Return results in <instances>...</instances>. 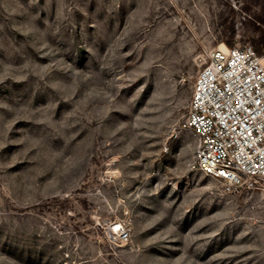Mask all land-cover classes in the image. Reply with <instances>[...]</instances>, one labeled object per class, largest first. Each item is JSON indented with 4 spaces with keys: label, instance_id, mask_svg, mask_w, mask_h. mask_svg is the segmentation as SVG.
Returning a JSON list of instances; mask_svg holds the SVG:
<instances>
[{
    "label": "rangeland",
    "instance_id": "1",
    "mask_svg": "<svg viewBox=\"0 0 264 264\" xmlns=\"http://www.w3.org/2000/svg\"><path fill=\"white\" fill-rule=\"evenodd\" d=\"M263 31L264 0H0V264H264V178L226 191L182 129Z\"/></svg>",
    "mask_w": 264,
    "mask_h": 264
},
{
    "label": "built area",
    "instance_id": "2",
    "mask_svg": "<svg viewBox=\"0 0 264 264\" xmlns=\"http://www.w3.org/2000/svg\"><path fill=\"white\" fill-rule=\"evenodd\" d=\"M182 129L194 136V169L230 193L256 187L264 178V54L251 45L213 49ZM114 229L128 236L122 224Z\"/></svg>",
    "mask_w": 264,
    "mask_h": 264
},
{
    "label": "bare ground",
    "instance_id": "3",
    "mask_svg": "<svg viewBox=\"0 0 264 264\" xmlns=\"http://www.w3.org/2000/svg\"><path fill=\"white\" fill-rule=\"evenodd\" d=\"M221 49H223V50H226V49H227V47H225V46H222V47H221Z\"/></svg>",
    "mask_w": 264,
    "mask_h": 264
},
{
    "label": "trees",
    "instance_id": "4",
    "mask_svg": "<svg viewBox=\"0 0 264 264\" xmlns=\"http://www.w3.org/2000/svg\"><path fill=\"white\" fill-rule=\"evenodd\" d=\"M263 36H264V31L262 32Z\"/></svg>",
    "mask_w": 264,
    "mask_h": 264
}]
</instances>
